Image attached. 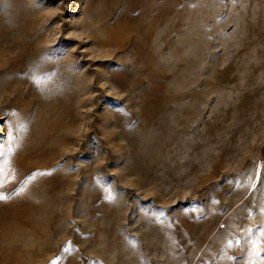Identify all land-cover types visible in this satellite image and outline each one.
Returning <instances> with one entry per match:
<instances>
[{"label":"rangeland","instance_id":"obj_1","mask_svg":"<svg viewBox=\"0 0 264 264\" xmlns=\"http://www.w3.org/2000/svg\"><path fill=\"white\" fill-rule=\"evenodd\" d=\"M10 5L0 264H264V0Z\"/></svg>","mask_w":264,"mask_h":264},{"label":"bare ground","instance_id":"obj_2","mask_svg":"<svg viewBox=\"0 0 264 264\" xmlns=\"http://www.w3.org/2000/svg\"><path fill=\"white\" fill-rule=\"evenodd\" d=\"M30 21H31L30 17L21 18V16H19V17L16 16L13 13V10H11V5H10V7L9 6L5 7V10L3 11V13L0 14V75H2L3 73H6V72L14 75V73L17 72V70H18L19 64L24 63V61L28 57V22H30ZM11 67H12V71L10 72L8 70V68H11ZM11 83H12L11 80L6 81L4 88L6 90H8V88H9L8 86ZM56 138H57L56 139L57 141L60 140L59 139L60 137L56 136ZM47 140L48 139H46V141ZM53 140H54V142L56 141L54 138H53ZM50 147H52V146H50ZM50 147L48 148L49 151L51 150ZM15 148H16V146H15ZM26 150L27 151H25V152H28V150H29V151H33L37 155L39 154V153L35 152L38 149H36L34 151L33 149H29V147H28ZM46 152L47 151H45L44 153H46ZM40 153H42V152H40ZM11 154L12 155L9 157V160H8L9 161L8 162L9 167L11 168V173L7 176H9V179L14 180L16 173L21 169L22 166L25 165L26 167H29L28 166V157L27 156L23 157L22 154H20L19 152H16V151L11 152ZM51 154H53V153L51 152ZM42 158H43V156H42ZM44 158H45V155H44Z\"/></svg>","mask_w":264,"mask_h":264},{"label":"snow or ice","instance_id":"obj_3","mask_svg":"<svg viewBox=\"0 0 264 264\" xmlns=\"http://www.w3.org/2000/svg\"><path fill=\"white\" fill-rule=\"evenodd\" d=\"M10 150V149H9ZM0 154H2V153H0ZM0 199H3V197L2 196H0Z\"/></svg>","mask_w":264,"mask_h":264}]
</instances>
